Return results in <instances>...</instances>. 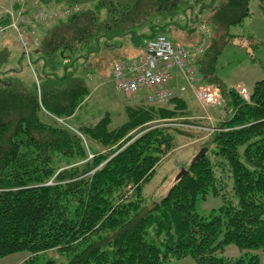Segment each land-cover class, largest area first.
<instances>
[{
    "label": "trees",
    "instance_id": "obj_1",
    "mask_svg": "<svg viewBox=\"0 0 264 264\" xmlns=\"http://www.w3.org/2000/svg\"><path fill=\"white\" fill-rule=\"evenodd\" d=\"M55 1L84 9L36 23L35 14L52 0L34 8L35 0L27 1L20 27L38 41L29 58L15 32L0 35V259L25 252L24 263L37 264L40 254L54 251L64 264H168L186 257L196 264H263L257 251L264 250V79L245 100L215 72L217 57L236 38L229 29L250 15V0H195L198 13L209 14L211 33L197 74L219 91L228 115L204 143L205 156L151 202L144 186L190 137L182 128L189 122L178 120L181 98L170 101L173 108H125L124 123L110 129L109 114L82 121L88 81L107 55L171 35L179 17L187 26L199 19L185 0ZM258 2L264 17V0ZM20 7L16 0L0 10V25L8 26L7 12ZM209 192L223 204L200 216L195 202ZM229 245L245 254L224 257Z\"/></svg>",
    "mask_w": 264,
    "mask_h": 264
},
{
    "label": "rangeland",
    "instance_id": "obj_2",
    "mask_svg": "<svg viewBox=\"0 0 264 264\" xmlns=\"http://www.w3.org/2000/svg\"><path fill=\"white\" fill-rule=\"evenodd\" d=\"M185 1L193 7V14L198 17L200 24H198V26H187L186 20L179 17L173 21L176 23L172 26V29L174 30L173 33L171 35H168L167 33L166 36L172 40L181 42L183 47L192 49L191 47L202 40L201 36L197 35L202 33V29H200L201 25H203L206 30V40L210 41L211 33L209 26L205 25V22L209 21V14L208 12L199 14V6H197L195 0ZM15 2L16 0H0V10H9ZM38 3L39 0H35V2L32 3V7L34 8V6H38ZM258 5V0H250L249 17L245 19L241 25L229 29V33L235 35L236 38L233 40L232 44L228 45L221 51L215 64L216 75L226 88L235 89L237 91L245 90L248 96L253 91L255 83L264 79V17ZM43 6V8H45V6L48 7L46 9L54 6L59 8L64 7L62 4H57L55 0H52L49 5L45 3ZM194 27L196 28V35ZM182 28H184V30H182ZM141 55L142 50H134L120 56H106V61L99 65L97 72H95V76L88 81L90 98L84 106V110H87L88 112L86 113L87 116L82 117L83 122L89 120L92 116L100 118L105 113L112 117V119H109L108 128L115 129L125 121V115L123 113L125 108H143L146 110L151 108L174 107L173 102L161 106H148L144 103L145 100L143 93H140L136 99H132L117 94V92L113 90V85L109 82L108 76L112 64L117 60H134ZM198 79L200 86H210L212 90H217L212 85L203 84L199 76ZM181 101L183 106L180 107L177 114H181L183 117L178 120L189 122L188 124L186 123L183 125L182 128L190 137L185 139L181 138L180 144H177L174 150L169 151L163 160L156 166L151 180L142 190V195L148 202L159 200L160 197L166 194L180 170L187 169L191 160L200 151V148L203 147L204 143L207 142L209 136L214 134L217 130L215 128L221 123V118L228 115V110L226 111L225 107H223L221 98L219 104L212 107L199 104L194 97L181 98ZM191 126L196 128H208L209 130L190 128ZM219 179L222 181L221 177H219ZM220 183L224 184V182ZM225 189L229 190L227 187ZM222 204L223 200L220 196H214L209 192L205 199L200 197L197 198L194 210L200 216H208L210 213H217ZM257 253L261 262L264 264V250L257 251ZM244 254L245 251L240 250L233 245L226 246L222 251V255L227 258H237ZM27 257L28 254L25 252L12 254L0 259V264H25L24 262ZM49 259H53L58 264H61V261L63 263L62 257L56 255L54 251H47L46 253L39 255L37 264H44V261ZM168 264L196 263L192 258L186 257L177 261H172Z\"/></svg>",
    "mask_w": 264,
    "mask_h": 264
},
{
    "label": "built area",
    "instance_id": "obj_3",
    "mask_svg": "<svg viewBox=\"0 0 264 264\" xmlns=\"http://www.w3.org/2000/svg\"><path fill=\"white\" fill-rule=\"evenodd\" d=\"M29 0H18L21 7L14 12H7L11 21L8 26L0 25V35L5 29H11L17 34L18 42L29 58L30 49L38 45L33 33H29L28 39L20 25L23 22L24 5ZM84 9L83 5L52 7L38 12L33 17L36 23H48L57 19L79 13ZM1 16V12H0ZM203 42L192 49L168 39L164 35H158L144 46L143 54L136 59L114 62L110 68L109 82L114 90L127 98L136 99L141 92H145L144 100L148 106H161L183 94L191 93L196 101L203 106H215L220 102L217 90L210 86L199 85L196 64L203 53L207 33L201 25ZM238 93L248 100L245 90ZM190 128H196L191 126ZM209 130L208 128H196Z\"/></svg>",
    "mask_w": 264,
    "mask_h": 264
},
{
    "label": "crops",
    "instance_id": "obj_4",
    "mask_svg": "<svg viewBox=\"0 0 264 264\" xmlns=\"http://www.w3.org/2000/svg\"><path fill=\"white\" fill-rule=\"evenodd\" d=\"M176 43H179V44H181V42H178V41H175ZM189 44V43H188ZM134 50H142V54H143V51H144V48H142V49H140V48H133V47H131V46H128V45H126L125 47H123V48H121L120 49V52H118L117 53V56H120V55H124L125 53H127V52H130V51H134ZM126 58H129V57H126ZM118 61V60H117ZM117 61H115V62H117ZM110 75V72H109V74H108V76ZM91 79H92V77H91ZM94 82V81H93ZM89 86V85H88ZM113 87V86H112ZM113 90H114V88H113ZM115 91V90H114ZM116 92V91H115ZM141 93H143L144 94V96H145V92H141ZM118 94V93H117ZM179 97H181V98H192V97H194L191 93H186V94H183V95H181V96H179ZM89 98H90V94H89V96L87 97V99H86V101L87 100H89ZM191 100V99H190ZM145 103V102H144Z\"/></svg>",
    "mask_w": 264,
    "mask_h": 264
},
{
    "label": "water",
    "instance_id": "obj_5",
    "mask_svg": "<svg viewBox=\"0 0 264 264\" xmlns=\"http://www.w3.org/2000/svg\"><path fill=\"white\" fill-rule=\"evenodd\" d=\"M206 152H207V148H201L200 151L193 157L190 164L193 165L194 163L201 160L205 156ZM185 173H186V170L181 169L178 175L176 176L175 180L176 181L179 180Z\"/></svg>",
    "mask_w": 264,
    "mask_h": 264
}]
</instances>
